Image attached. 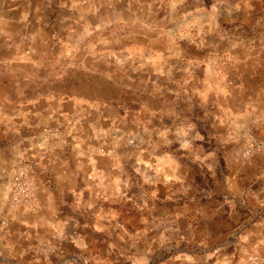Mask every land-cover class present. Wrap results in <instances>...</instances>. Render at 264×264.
Returning <instances> with one entry per match:
<instances>
[{
  "label": "rangeland",
  "instance_id": "374dc122",
  "mask_svg": "<svg viewBox=\"0 0 264 264\" xmlns=\"http://www.w3.org/2000/svg\"><path fill=\"white\" fill-rule=\"evenodd\" d=\"M0 264H264V0H0Z\"/></svg>",
  "mask_w": 264,
  "mask_h": 264
},
{
  "label": "crops",
  "instance_id": "0c3cea01",
  "mask_svg": "<svg viewBox=\"0 0 264 264\" xmlns=\"http://www.w3.org/2000/svg\"><path fill=\"white\" fill-rule=\"evenodd\" d=\"M13 3V2H12ZM7 7V9L11 8V1H6V3H4Z\"/></svg>",
  "mask_w": 264,
  "mask_h": 264
}]
</instances>
